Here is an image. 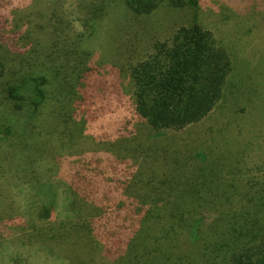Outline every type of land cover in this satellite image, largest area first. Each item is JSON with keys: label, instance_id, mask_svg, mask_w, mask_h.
<instances>
[{"label": "trees", "instance_id": "trees-1", "mask_svg": "<svg viewBox=\"0 0 264 264\" xmlns=\"http://www.w3.org/2000/svg\"><path fill=\"white\" fill-rule=\"evenodd\" d=\"M199 6L200 0H95L78 29L52 12L46 24H37L39 32L6 28L0 14L2 149L11 148L12 162L16 154L17 161L26 155L27 165L32 158L31 167L45 151V159L65 165L53 179L39 163L31 173L21 170L31 186L20 179L29 204L18 222L33 228L21 230L29 240L22 244L38 243L64 264H264V175L244 179L228 170L224 156L191 152L200 140L177 144L170 155L175 164L164 176L146 175L141 165L134 175V160L155 157L140 139L102 141L101 150L82 156L61 153L75 127L97 121L113 99L126 95L120 70L95 62L92 42L107 36L116 45L114 38L132 28L127 22L149 36L150 53L130 64L126 77L132 108L153 136L195 126L216 109L236 74L233 45L196 19L169 39L154 32L175 13H197ZM38 121L59 132L58 148L37 136ZM22 260L12 257L9 264Z\"/></svg>", "mask_w": 264, "mask_h": 264}, {"label": "rangeland", "instance_id": "rangeland-1", "mask_svg": "<svg viewBox=\"0 0 264 264\" xmlns=\"http://www.w3.org/2000/svg\"><path fill=\"white\" fill-rule=\"evenodd\" d=\"M94 1L65 0L55 3L50 0H0V14L5 18L3 23L6 28L21 25L22 28H31L39 32L40 28L37 24H46L50 14L57 12L71 20L73 26L78 29L81 24L80 17L87 14ZM196 12L188 8L183 12L175 13L176 16L168 25L154 32L160 39H169L180 26L190 24L196 19L213 29L223 44L233 45L237 70L230 81L227 97L201 123L179 132L171 131L164 136H153L132 108L131 86L126 77L129 65L150 53L149 36L140 32V25L137 22H127V25H131L132 28L129 27L126 34L121 33V37L117 35L118 37L114 38L115 31L110 30L111 38L117 40L116 45L110 42L107 36L99 37L96 42H92L95 62L114 65L120 70L126 95L121 98L122 101L117 99L115 102L113 99L105 115L97 121H88L83 129L75 127L72 136L74 140H70L69 136L64 137L65 149H62L61 153L65 157L82 156L80 151L93 154L101 150L102 141L125 137L140 139L145 143L143 149L147 155L153 154L155 157H146V159L144 157L139 159V163L134 160V175L139 173L141 165L146 175L149 174L147 171H156L164 176L175 164L170 155L177 150L176 145L183 146L194 140H200V144L194 146L191 152L206 149L212 155L224 156L228 170L234 171L239 177L263 178L264 0H258V2L200 0V6ZM112 18H115L113 14L110 16V21ZM107 27L108 25H104V28ZM49 40L50 36L47 34L45 42ZM121 43L126 44L127 49L118 50L114 47L120 46ZM37 124V136L40 140L58 148L61 145L59 132L51 133V130L47 129L48 125L42 127L41 121ZM5 146L7 149H2V143H0V251L4 252L0 254V264H9L12 257L18 258V256L23 259L19 264H64L61 260L50 258L45 250L39 249L38 243L36 245L22 244V239L26 242L29 240L24 237L21 230L27 227L25 232L28 233L33 232V228L28 222L20 223L21 221L18 222V220L29 204V200H25L21 191L20 179L22 178L25 188L31 186L21 170L27 166L31 173V169L33 167L36 169L39 163L38 170L44 176L47 175L46 177L53 179L64 173L65 165L59 166L52 159H45L48 153L46 151L43 153L42 160L35 162L32 167L33 160L31 158L30 165H27L26 155L19 154L17 161L16 154V159L12 162L9 151L11 148L6 144ZM37 154L41 153L37 152ZM18 162L21 166H17ZM227 173L228 171H225L223 175ZM5 226L7 231L11 232L8 236L2 231L5 230Z\"/></svg>", "mask_w": 264, "mask_h": 264}]
</instances>
